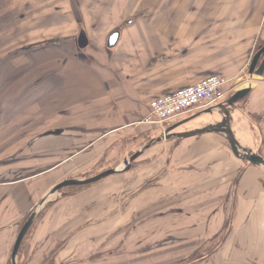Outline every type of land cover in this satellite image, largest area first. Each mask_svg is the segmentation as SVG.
Here are the masks:
<instances>
[{"label": "crops", "instance_id": "crops-1", "mask_svg": "<svg viewBox=\"0 0 264 264\" xmlns=\"http://www.w3.org/2000/svg\"><path fill=\"white\" fill-rule=\"evenodd\" d=\"M87 6L82 57L74 42L77 20L50 32L61 35L56 45L0 54V264H10L24 220L53 187L118 167L162 133L145 123L152 101L211 76L237 79L264 42V0ZM34 30L41 38L42 27ZM113 32L119 38L108 48ZM3 40L11 41L10 34ZM231 115L233 131L254 148L240 144L263 151L264 81ZM200 118L177 132L212 123ZM134 163L128 173L47 208L30 264H42L64 241L55 264L139 254L149 256L148 264H172L217 244L228 222L224 243L197 264H264V174L237 159L224 136L164 142Z\"/></svg>", "mask_w": 264, "mask_h": 264}, {"label": "rangeland", "instance_id": "rangeland-1", "mask_svg": "<svg viewBox=\"0 0 264 264\" xmlns=\"http://www.w3.org/2000/svg\"><path fill=\"white\" fill-rule=\"evenodd\" d=\"M96 1L98 2L99 0H0V54L3 51L7 52L9 50L17 51V50H22V49H35V48L39 49V48L51 47V45L52 46L56 45L59 42L58 39H60L58 37H61V35L50 36V32L51 31L57 32L58 24H59L58 27L62 28V27L68 26L67 24L71 23L72 20L73 21L77 20L78 23H80V32H79V35L74 38V42H75V49L77 51L78 57L79 58L80 56L82 57L83 52L86 50L89 44L88 43L86 47H81L79 44V38L81 34L84 33V30H83V22H84L83 14H85L84 10H86L89 5L85 9H83V7L85 6V4H89V2L95 3ZM95 11L98 12V9H95ZM10 13H11V18H9ZM35 27L36 28L42 27V32H41L42 34H40L42 36L41 38H38V39L34 38L35 36L33 34L35 31L34 30ZM38 30L39 29H37V31ZM25 31L28 33L27 35L23 33ZM114 33H117V32H113L112 34ZM8 34H10L11 41L3 40V36L8 35ZM263 45H264V42H260L258 45V48ZM248 70H245L244 74H242L237 79L233 81H229L230 83L227 85L226 90H225L227 93V98H230L233 94H235V92L242 90L244 88H248V87L253 88L257 81H264V75L263 77H257V76L251 77L248 73ZM247 98L248 97H246L244 100L239 102L237 106L238 105L240 106L242 104L244 105ZM209 117H210V122L212 123L218 121L220 118L216 112L212 116L211 115L201 116V118L204 120H207ZM235 118L237 121L236 116ZM234 131H235V134L239 142L245 145H248L251 148H254L244 137H242L239 134L236 128H234ZM261 151H260L261 154L258 151L257 152L261 156L264 157V150L262 152ZM135 152H132L127 158H129ZM119 165L120 166L118 167H111V168H120L122 166V163ZM133 166H135V163L133 164ZM111 168H107L105 170H108ZM114 178L115 177H112L111 179H114ZM263 179H264V176H263ZM94 185L87 186L86 188L68 187V188L61 190L58 196L52 198L53 202L50 203L43 210V212L39 215V217L36 219L33 226L31 227L30 229L31 231L29 230L30 232H28L27 234L28 236L26 235L27 238L25 237L26 240L23 245L22 253L18 257L19 264H30V258H31L30 256L32 253L31 252V242L34 239V234L38 228L39 223L44 217V213L47 210V208L52 206V204H54V202H56L57 200H60L64 197L69 196V194L72 192H75L82 188L87 189ZM229 227H230V223H229ZM222 236L220 237V239L222 238ZM228 236H229V229H228ZM66 243L67 242L64 241L63 243L59 244L56 247V249L52 252V254L43 261L42 264H55L54 261H55V258L58 252L65 247ZM218 244L219 243L217 244L215 243L211 248L202 250L201 251L203 252L202 255L204 256L208 255L212 250H215ZM190 257L178 259L176 260L175 263H172V264H196L195 262H193V260H190ZM144 258H149V256L148 255L144 256L143 254H139L137 258H130L127 256L125 257L111 256L106 259L104 264H131L130 262L132 261L134 262L136 261V264H148L147 262L144 261Z\"/></svg>", "mask_w": 264, "mask_h": 264}, {"label": "water", "instance_id": "water-1", "mask_svg": "<svg viewBox=\"0 0 264 264\" xmlns=\"http://www.w3.org/2000/svg\"><path fill=\"white\" fill-rule=\"evenodd\" d=\"M119 38L118 33H114L111 35L108 41V46L113 47L117 43ZM79 44L81 47H86L88 42L84 33L81 34L79 38ZM264 45L260 46L257 52L254 54L251 64L249 66L248 73L251 77H263L264 75ZM252 88H244L235 92L226 102L218 105L217 107L210 108L204 111H201L191 117L186 118L162 131V133L148 141L143 147H141L138 151L132 154L129 158H126L122 166L120 168H111L105 170L97 175H94L89 178L84 179H67L63 182L57 184L53 187L50 192L45 196V198L39 203L36 209L30 214L28 219L25 221L23 226L21 227L15 244L12 249L11 254V264H19V250L20 247L28 234L29 230L33 226L36 219L43 212V210L53 202L52 198L59 195L60 191L68 188V187H85L97 184L109 177L117 176L121 174L128 173L131 171L134 162H136L147 150L152 147L159 145L164 142H169L172 140H181L187 139L191 137L201 136L205 134H220L224 136L228 142L229 148L232 154L239 160L245 162L248 165L254 166L256 168L261 169L264 172V157L261 156L258 152H254L253 150L246 148L240 144L237 140L236 135L232 128L233 118L231 115V109L244 100L251 93ZM220 117L218 121L214 123H210L202 128H198L191 131L185 132H177L179 128L186 125L187 123L200 118L203 115H213L214 113ZM60 132H56L59 134Z\"/></svg>", "mask_w": 264, "mask_h": 264}, {"label": "built area", "instance_id": "built-area-1", "mask_svg": "<svg viewBox=\"0 0 264 264\" xmlns=\"http://www.w3.org/2000/svg\"><path fill=\"white\" fill-rule=\"evenodd\" d=\"M230 82L219 76L205 80L151 102L145 123L165 130L174 123L226 102Z\"/></svg>", "mask_w": 264, "mask_h": 264}, {"label": "trees", "instance_id": "trees-1", "mask_svg": "<svg viewBox=\"0 0 264 264\" xmlns=\"http://www.w3.org/2000/svg\"><path fill=\"white\" fill-rule=\"evenodd\" d=\"M237 107V104L233 107V108H236ZM251 166V165H250ZM241 174H242V172L240 173V175L238 176V178L236 179V182H235V186L237 185V182L239 181V178H240V176H241ZM153 184V182H147L142 188H147V187H150L151 185ZM87 186H85V187H83V188H86ZM31 214V213H30ZM29 214V215H30ZM29 215H28V217H29ZM28 217L24 220V222H23V224L25 223V221L28 219ZM23 224H22V226H23ZM21 226V227H22ZM229 227V223H227L226 224V227H225V229H224V234H223V236H222V238L219 240V244L217 245V247L215 248V250H212L208 255H206V256H204V255H202L203 254V252H201L202 250H200V251H198V252H196V253H194L191 257H190V260H193V262H195L196 264L197 263H200L201 261H204V260H206V259H208L209 257H211L218 249H219V247L224 243V241L226 240V238H227V236H228V228ZM31 231V230H30ZM29 231V232H30ZM28 236V235H27ZM27 236H26V238H27ZM26 238L24 239V241H23V243H22V245H21V247H20V250H19V255H21V253H22V249H23V245H24V242H25V240H26Z\"/></svg>", "mask_w": 264, "mask_h": 264}, {"label": "flooded vegetation", "instance_id": "flooded-vegetation-1", "mask_svg": "<svg viewBox=\"0 0 264 264\" xmlns=\"http://www.w3.org/2000/svg\"><path fill=\"white\" fill-rule=\"evenodd\" d=\"M228 99V98H227Z\"/></svg>", "mask_w": 264, "mask_h": 264}]
</instances>
